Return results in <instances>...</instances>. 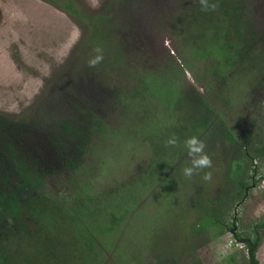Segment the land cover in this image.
I'll return each mask as SVG.
<instances>
[{
    "label": "rangeland",
    "instance_id": "1",
    "mask_svg": "<svg viewBox=\"0 0 264 264\" xmlns=\"http://www.w3.org/2000/svg\"><path fill=\"white\" fill-rule=\"evenodd\" d=\"M239 1L249 20L242 27L258 29L264 36V0ZM197 3L200 0H0V114L17 123L33 120L49 100L69 94L71 84L69 90L59 88L64 80L85 86L87 102L103 119L75 168L44 182L45 194L54 201L63 192L71 205L92 199L86 203L83 223L58 227L64 248L59 257L65 263L77 258L81 264H193L196 259L195 264H248L246 249L235 235L252 237V228L264 218V160H252L259 172L234 197L232 161L238 150L226 132L242 146L253 142L249 134L254 125L264 134V41L255 49L261 57L252 68L249 60L233 64L230 57L221 59L226 63L219 69L211 58L194 59L193 51L201 56L209 50L220 58V43L211 41L219 35L206 26L186 30V45L176 43V28L170 26L173 8L188 11ZM67 5L82 16H74ZM212 10L223 17L216 4ZM95 30L101 38L90 43ZM198 33L203 41L196 39ZM251 38L246 35V42L256 44ZM230 44L238 46L235 35ZM96 49L103 59L90 66L88 58L98 54ZM202 84L210 85V93ZM101 87L105 91L99 92ZM133 87L139 94H129ZM192 92L210 94L215 109L203 132L199 121L194 124L200 110ZM101 95L107 103L100 104ZM32 130L37 144L46 149L40 129ZM190 132L203 141L212 163L186 177L182 169L191 166L192 157L183 142ZM172 136L175 146L166 143ZM160 160L162 176H168L156 175ZM170 164L181 166L171 173ZM205 172L211 173L208 181L201 178ZM253 179L260 180L253 185ZM220 196L222 202L215 203ZM115 208L126 213L122 224L111 220ZM215 218L228 226L234 222V229L224 225L221 233ZM258 231L256 257L264 264V227ZM27 245L25 250L33 251Z\"/></svg>",
    "mask_w": 264,
    "mask_h": 264
},
{
    "label": "trees",
    "instance_id": "2",
    "mask_svg": "<svg viewBox=\"0 0 264 264\" xmlns=\"http://www.w3.org/2000/svg\"><path fill=\"white\" fill-rule=\"evenodd\" d=\"M205 4L208 7L203 6L206 8L204 11L212 16L210 20L214 27H218L220 24L218 18L214 16L216 10H211L212 4H216L223 13L225 12L224 14H232L234 26L239 34L236 40L238 46L232 44L226 49L224 47L220 48V56L228 52L226 50H232L230 62L244 64L245 61L249 60V68H252V63L261 56L255 52L257 45L246 42V36L243 34L244 26L241 29V24L249 23L248 19L246 21L244 19L246 14L242 2L239 0H205ZM67 7L74 16H82L76 7L72 5H67ZM199 26L207 27L208 25L200 23ZM100 38L101 35L95 30L90 36V43L94 42V39L99 40ZM200 38L203 41V35H200ZM212 39V44H223V41L220 42L215 37ZM240 49L247 55V60H239ZM253 49L254 53L252 52ZM193 53L197 54L195 51ZM198 56L201 59H209L214 56V53L209 50ZM216 62H219L217 63L218 69L221 68L223 63H226L224 61H221V63L220 60H216ZM87 69L89 70V68ZM217 77L223 85L226 84L224 77L219 75ZM75 82L65 83L62 80L59 88L64 90L71 84L72 87H69L71 90L68 88L69 94L57 97L54 101L49 100L45 103L46 107L40 110L38 117L33 120L17 123L0 114V264H81L80 260L76 262V257L70 263H65L66 261L59 257L63 254L64 248L61 247L62 241L56 232L59 230L60 225H66L69 222L75 223L76 221L83 223L86 203L92 199H84L81 202L72 204V207L66 195L63 194L65 192L61 193L60 197L54 201L44 191V182L47 177L75 168V162L81 160L87 146L91 143L92 134L96 130H100L103 124V119L91 106H87V108L83 106L88 101L86 100L87 88ZM203 85L212 89L210 85L202 84L201 86ZM101 88L103 89L99 92L105 91L104 87ZM111 93L114 94L113 91ZM120 94L121 96L125 95V99L128 98L127 94ZM129 94L137 95L139 91L133 87ZM191 94L197 104H195V107L200 110L194 124L196 125V122L199 121L197 127H201L203 132L210 127L209 122L215 109L210 106V94H193V92ZM222 98L220 97V99ZM100 100L107 103L106 98L103 96L100 97ZM120 103L123 102L120 101ZM77 120H79V123H77ZM86 122L93 125L87 127ZM34 127L39 128L45 138L46 149L42 150L34 139V136H36L32 130ZM253 130H256L255 133ZM262 132L261 128L254 125L249 134L253 142L244 146L238 145V141L235 140L232 133L226 132L227 141L232 145L237 144L233 146H236L238 150V154H235L237 156L232 161L233 170L231 174L234 175L231 176V183L237 188L234 197H236V194L237 197L240 196L242 190L244 192V189L249 185L248 179L259 172V166L254 165L252 160H264V134ZM191 135V132L187 134L188 137ZM179 141L183 140L179 139ZM48 162L49 166L47 167ZM160 162L161 160L156 163L155 167L158 176H162ZM170 165L171 173L181 166V164L178 165V168L174 164ZM235 174H238V176ZM165 176L168 175L164 173L162 177ZM259 180L253 179L252 184L254 185ZM222 199L224 198L220 196L215 203L219 204ZM136 200L130 206L135 205ZM126 209H124V212L128 211ZM111 211L113 212H110L111 220L115 222L120 220L122 224L123 215L126 213H121L116 208L111 209ZM215 220L217 224L222 225L221 233L224 230V225L229 231L234 229V222H231V226H228L223 223L225 222L223 219L215 218ZM261 227H264V218L262 222L256 223L252 228V237L235 235L246 249L248 264H259L256 251L261 240L258 231ZM27 244L33 246V251L25 250L28 247ZM197 262L196 259L193 264Z\"/></svg>",
    "mask_w": 264,
    "mask_h": 264
},
{
    "label": "flooded vegetation",
    "instance_id": "3",
    "mask_svg": "<svg viewBox=\"0 0 264 264\" xmlns=\"http://www.w3.org/2000/svg\"><path fill=\"white\" fill-rule=\"evenodd\" d=\"M135 3H137V2L135 1ZM138 4L140 5V3H138ZM203 6L204 5H202L201 0H200V3H197L193 7H189L188 8V11L186 9H184V6L179 7L180 11L177 10V8L176 9L173 8V10H172L173 11L172 12L173 14H171V18H172L173 24L170 25V26L176 28V35H177V38L176 39H177V42L176 41L175 42L178 43V44H181V45H186L187 42H189V41H187L186 37L184 36L185 31L186 30H189V31L190 30H193L197 26L198 27H201V26H199L200 23H202V24L205 23V24L208 25L207 28L211 32L219 35V37L217 35H215L214 37L217 40H219L220 42L223 41V44H220V48L224 47L226 49L227 47L231 46L232 45V44H230L231 38H233L234 35H235V40H237V38L239 36L238 31L235 28L234 23H233L232 14L231 13H229L228 15L224 14L223 17H219L218 18V22H219L220 25L218 27H214L211 24V20H210V18L212 19V16L211 15H208L204 11V9H206V8L203 7ZM243 6H244V4H243ZM174 10L176 12H174ZM244 10H245V6H244ZM161 14H162V12H161ZM174 15H176V16H174ZM214 16H215V13H214ZM215 18H216V16H215ZM230 24H232L233 29L230 28ZM242 25H244V23L241 24V29H242ZM233 33H234V35H233ZM243 34L245 36L246 35H251L252 36L251 39H253V40L256 41V44H252V45H259V44H261L262 41H264V36H263V34L260 35L258 33V29H254V28H251V29L248 28L247 29V28H245V30L243 31ZM200 35H202V33L196 34L195 35L196 39L197 38L199 39L200 38ZM193 36H194V34H193ZM196 44H197V42L195 41V45ZM241 46H243V44H241ZM226 51H228V52H226L225 54H223V55L220 56V58H219L220 61L224 57H230L231 58V55H232L231 51L232 50H226ZM182 52H183V50H182ZM244 53L245 52L242 49H240V54L241 55L238 56L239 60L244 61V60H247L248 59L247 58V55H245ZM196 56L198 58L195 57V56H193V58L194 59H198V60L201 59V58H199V56L197 54H196ZM210 58L212 60H215V61L217 60V59L214 58V56L213 57L211 56ZM225 59H227V58H225ZM203 86H202V88L207 89L208 90L207 92L210 91V88H206L205 86L204 87ZM101 97H102V95H101ZM100 101L101 100L99 99V102ZM100 104H101V102H100ZM91 105H92V103H87V102L83 104V106L86 107V108H87V106H91ZM91 107H92V109H94V106H91Z\"/></svg>",
    "mask_w": 264,
    "mask_h": 264
},
{
    "label": "clouds",
    "instance_id": "4",
    "mask_svg": "<svg viewBox=\"0 0 264 264\" xmlns=\"http://www.w3.org/2000/svg\"><path fill=\"white\" fill-rule=\"evenodd\" d=\"M202 5L208 7L205 4V0H201ZM98 54L91 58L88 63L90 66H95L102 59V55L99 54L100 50H95ZM166 143L171 146H175L177 144V140L174 136L170 137ZM184 147L186 148L188 155L192 157L191 166H186L182 169L183 175L186 177H191L194 174V171L197 169H205L211 167V160L209 156L204 152V143L199 140L196 136L187 137L184 142ZM203 180L208 181L211 179V173L205 172L201 177Z\"/></svg>",
    "mask_w": 264,
    "mask_h": 264
}]
</instances>
